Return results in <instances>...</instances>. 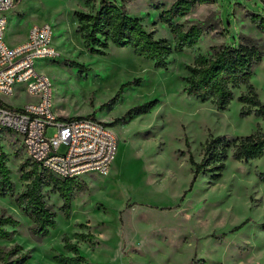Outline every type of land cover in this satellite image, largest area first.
I'll list each match as a JSON object with an SVG mask.
<instances>
[{
	"label": "rangeland",
	"instance_id": "obj_1",
	"mask_svg": "<svg viewBox=\"0 0 264 264\" xmlns=\"http://www.w3.org/2000/svg\"><path fill=\"white\" fill-rule=\"evenodd\" d=\"M113 1L123 3L156 38L167 39L172 51L166 68L156 67L131 46L119 47L110 40L106 54L89 52L77 30L76 12H96L100 0H24L6 12L9 45L19 43L32 24L53 26L59 56L39 60L37 69L52 81L55 112L65 118L92 115L111 123L118 152L107 175L91 173L74 180L69 213L63 208L59 180L38 167L48 181L44 200L56 212L57 224L49 234L35 236L32 216L17 201L30 182L24 173L35 163L21 139L10 134L4 151L14 193L0 191V217L12 216L20 225L9 227L13 235L0 239V246L12 250L20 245L18 253L28 255L25 264H61L56 255H72L63 242L68 234L95 264H264V183L259 174L264 172V154L239 161L231 146L220 175L201 173L193 185L189 160L192 153L201 161L213 136L234 139L264 133V115L239 101L248 92L244 86L235 89L226 110H218L211 98L189 94L183 80L198 56L210 58L213 47L237 43L240 35L264 47V32L251 17L264 16V0H186L191 7L174 12L173 22L181 30L195 24L203 30L199 42L182 51L175 50L174 32L162 20L180 0ZM135 79L140 81L126 85L112 102L121 87ZM251 82L264 104V56L254 67ZM29 100L25 93L9 98L15 105ZM153 100L156 104L149 111L128 114ZM55 130L51 127L50 133ZM66 150V145L59 149ZM88 232L94 234L92 240L82 237Z\"/></svg>",
	"mask_w": 264,
	"mask_h": 264
},
{
	"label": "trees",
	"instance_id": "obj_2",
	"mask_svg": "<svg viewBox=\"0 0 264 264\" xmlns=\"http://www.w3.org/2000/svg\"><path fill=\"white\" fill-rule=\"evenodd\" d=\"M86 2L88 0H85ZM191 1L180 0L174 8L162 15L175 35V50L182 51L185 48H193L200 39L202 27L198 24L187 30H181L180 26L173 22V13L179 14L182 9H189ZM176 8V9H175ZM176 10V11H175ZM78 19V32L82 33L89 52L106 54L110 46L109 40L119 47L131 46L138 55L146 56L155 62L156 67L166 68L167 58L172 47L165 38H156L153 31L147 30L139 17L127 13L125 5L113 0H100L99 9L96 12H76ZM252 21L257 22L258 27L264 32V16L251 15ZM237 43H226L213 47L215 49L210 58L200 55L194 65L188 66L189 74L184 77L186 82L185 90L199 98L206 100L211 98L218 110H226L235 96V89L242 86L248 92L239 96V101L251 107V112L264 115V104L251 82L254 67L264 56V47L256 39L248 35H240ZM104 38V39H103ZM243 39V40H242ZM135 79L124 84L112 99L115 102L123 93L126 85L136 83ZM156 101H148L140 106L133 107L128 114L147 112ZM105 106V105H104ZM242 107V113L246 114ZM92 116V115H90ZM82 116L72 117L81 118ZM70 119V118H69ZM125 117L116 119V124ZM111 124V123H109ZM232 146L233 158L239 161L261 158L264 154V133L256 131L246 136L228 139L223 135L211 137L205 144L203 158L197 161L193 154L189 160L193 166V180L195 182L201 173L212 172L219 176L220 171L225 167V160L228 157V149ZM35 163V162H34ZM37 163L33 170L25 172L24 178L30 180L27 188L18 194L17 201L23 206L34 220L31 231L35 236H45L50 229L57 224L56 212L44 200L43 186L48 184L46 176L39 173ZM42 172H45L43 168ZM48 172V171H47ZM260 180L264 183V172H260ZM58 186L63 198L66 212L71 209V201L75 182L73 179H58ZM0 191L3 194L13 195L14 183L11 179V170L6 162L5 152L0 154ZM20 221L12 216L0 217V239L10 238L13 231L9 227H17ZM80 227H87L79 223ZM82 237L92 240L94 234L91 232L82 233ZM64 247L72 253L67 255L60 253L55 259L61 264H95L87 260L81 254L79 245L72 242L68 234L63 235ZM21 248L17 245L12 250H5L0 246V264H25L28 260L26 253H18Z\"/></svg>",
	"mask_w": 264,
	"mask_h": 264
},
{
	"label": "built area",
	"instance_id": "obj_3",
	"mask_svg": "<svg viewBox=\"0 0 264 264\" xmlns=\"http://www.w3.org/2000/svg\"><path fill=\"white\" fill-rule=\"evenodd\" d=\"M23 1L0 0V154L11 134L21 139L33 162L57 179L107 175L118 152L114 129L90 115L59 117L54 110L52 81L37 69L39 60L59 56L53 45V26L35 23L23 41L9 45L5 40L6 12ZM22 93L31 100L18 105L9 101ZM51 127L56 128L54 133H50ZM62 145L67 146L65 152L59 151Z\"/></svg>",
	"mask_w": 264,
	"mask_h": 264
},
{
	"label": "crops",
	"instance_id": "obj_4",
	"mask_svg": "<svg viewBox=\"0 0 264 264\" xmlns=\"http://www.w3.org/2000/svg\"><path fill=\"white\" fill-rule=\"evenodd\" d=\"M16 9V8H15ZM28 31H29V29L26 31V34H25V36L20 40V42L21 41H23L26 37H27V35H28ZM232 43H236V41L235 42H232ZM82 178V177H81ZM74 180V179H73Z\"/></svg>",
	"mask_w": 264,
	"mask_h": 264
}]
</instances>
